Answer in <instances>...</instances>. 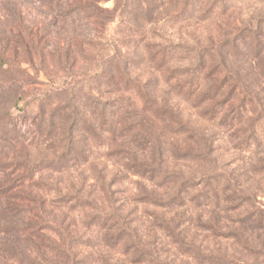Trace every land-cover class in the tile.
I'll list each match as a JSON object with an SVG mask.
<instances>
[{
    "label": "rangeland",
    "instance_id": "rangeland-1",
    "mask_svg": "<svg viewBox=\"0 0 264 264\" xmlns=\"http://www.w3.org/2000/svg\"><path fill=\"white\" fill-rule=\"evenodd\" d=\"M25 2L30 4V17H25L24 24L27 26L30 22L34 26L32 29H38L42 34L43 23L47 20L44 16L46 9L38 0ZM164 2L152 15L128 22L126 26L121 23L127 19L123 20L121 15L119 19L94 23L91 29H86L81 20H69L67 30L57 33L52 30L50 34L55 36L48 43L37 44L43 53V60L33 49L30 51L33 56L31 64L25 60L28 57L25 54L27 48L17 49L18 56L13 66L14 73L21 77L17 83L0 80V114L9 112L12 120L26 132L24 138L11 141L16 151L23 152L25 146L32 158L57 156L65 148L68 115L74 122L86 120L90 124L87 128L84 124L81 126V144L86 150L73 166L61 172L50 170L37 173L32 182L27 180L31 186H24L31 187L32 194L39 193L46 198L48 204L66 213L68 222L77 225L83 239L77 247L82 257L81 264H134L132 254L122 246L111 247L105 242L98 232L99 224L87 225V213L80 211L83 208L72 209V204L63 205L61 200L63 194L77 190L83 195L95 193V196L97 194L99 198L103 196L106 199L103 181L113 191L114 203L122 204L128 220L139 225L144 246L152 248L155 254L153 262L149 260L142 264H163L167 261L170 264H199L191 252L186 253L177 247L178 226L175 223H182L177 221L180 220L179 216L182 221L186 218L191 220L181 234L186 240L193 239L203 249L207 247L213 251L218 247H230L231 243L214 239L210 232L200 227L201 222L212 221V208L198 207L192 203L172 209L157 208L145 200L151 190L149 183L128 166L130 157L126 151L133 152L140 159L147 156L146 159H156L157 147H151L150 143V148H147L143 143L151 137L147 129L153 124V136L159 144L162 142L171 169H181L186 175L205 170L200 168L198 162L174 158L175 150L192 148V151H197L198 143L188 139L186 132L176 130L180 125L175 122V116H169L167 122L160 117L165 97L175 107L182 124L205 127L207 134L215 139V148L220 151V166L229 171L243 167L241 170L252 176L250 187L264 202V170L251 172L246 153L234 148L236 140L232 134L237 126L229 128L221 122V117L226 113L245 112L242 96L235 99L233 107L227 104L218 117L210 119L206 110L213 104L208 102L201 106L196 100H189L181 94L179 96L166 82L168 69L194 63L200 49L236 45L239 47L236 53L225 58L229 65L234 66L239 83L246 86L254 97V102L246 105L247 109L264 112V0ZM107 5L112 7L113 3L108 2ZM257 33H261L262 43L259 49L253 50L251 40ZM67 39L71 43L65 47ZM163 47L175 51L170 52L165 64L160 57L152 59ZM12 51L13 46L8 54ZM118 64L126 65L128 73L140 85L133 81L127 84L122 82ZM13 93H17L16 98L12 97ZM255 97L261 100V108L257 106ZM154 99L159 102L158 105ZM151 107H160V110L155 113ZM133 109L140 114L136 115ZM42 113L45 114L44 130L43 134H38L33 131H36L35 125ZM142 118H145L144 127L140 122ZM2 121L10 124L6 118ZM132 125H137L138 129L135 130ZM110 128L117 130L112 132ZM164 192L157 190L159 195ZM163 215L167 220H162ZM220 217L222 224L225 223L224 218H229L224 212L220 213ZM164 223L170 227L165 228Z\"/></svg>",
    "mask_w": 264,
    "mask_h": 264
},
{
    "label": "trees",
    "instance_id": "trees-1",
    "mask_svg": "<svg viewBox=\"0 0 264 264\" xmlns=\"http://www.w3.org/2000/svg\"><path fill=\"white\" fill-rule=\"evenodd\" d=\"M25 1L28 0H0V80L2 82L15 84L21 78L13 69L18 48H27L24 49L28 56L25 60L31 64L33 56L30 51L33 49L43 60V53L37 44L48 43L55 36L50 34L52 30L56 33L67 30L70 25L69 20L73 22L81 20L86 29H91L90 26L94 23L102 24L105 20L119 19L121 15L123 20L127 19V21L122 20L121 23L126 26L128 22L147 18L145 16L152 15L165 3L164 0H38L47 11H44L47 20L44 21L43 33L40 34L38 29H32L34 26L30 22L27 26L24 24L25 17H30L28 10L30 4ZM108 2H112L113 6H108ZM262 37L261 33L260 35L257 33L251 40L253 50L259 49ZM65 41L67 44L65 47L70 46L71 40ZM12 46L13 51L9 55ZM169 48L163 47L152 59L160 57L161 62H166L170 52H175ZM238 48L233 45L226 48L218 46L200 49L194 63L168 69L166 82L179 96L181 94L189 100H196L201 106L208 102L213 104L206 110L210 119L218 117L227 104L232 106L235 99L241 95L245 112L226 113L221 117V122L229 128L237 126L232 134L235 135L236 140L234 148L246 153L251 172L258 173L264 170V112L256 111L255 108L253 111L247 109L246 105L254 102V97L246 86L239 83L234 66L229 65L225 58L236 53L235 50ZM117 67L122 82L127 84L133 81L140 85V82L128 73L126 65L118 64ZM4 79L8 81H3ZM241 87L242 91L239 92ZM16 94L13 93L12 97L16 98ZM255 98L257 106L261 108V100L259 97ZM163 102L160 117L167 122L169 116H175V122L180 125L176 130L186 132L188 139L198 143L197 151H192V148L186 151L175 150L174 158L198 162L200 168L205 170L186 175L181 169H171L167 164L162 142L159 144L157 138L153 136L152 124L147 129L151 137L143 143L147 148H150L148 146L150 143L151 147H157L156 159H146L148 156L140 159L133 152L126 151L130 157L129 168L150 185L151 190L145 200L161 209H172L188 203L212 208V221L201 222L200 227L210 232L214 239L231 243L230 247L226 246L224 249L218 247L216 251L207 247L203 249L202 245L196 244L193 239L186 240L181 236L186 231L187 224H191L189 218L182 221L179 216L180 220L177 221L182 223H175L178 226L177 247L186 253L191 252L192 257L199 264H264V202L250 187L252 176L242 171L243 167L229 171L220 166L219 148H215V139L207 134L205 127L182 124V119L171 105V101L165 97ZM154 103L158 105L159 102L154 99ZM150 109L159 112L160 107ZM132 111H136V115L140 114L136 109ZM44 116V113L40 114V120L35 125L36 131L33 132L43 134ZM67 117L69 120L65 128L64 150L57 156L32 158L28 148L23 146V152L16 151L11 142L24 138L26 132L12 120L9 112L0 114V140L10 142L8 144L0 142V264H81L82 262L77 247L83 239L79 235L77 225L68 222L66 213L53 207L50 202L48 204V200L39 193L32 194L31 187L26 188L28 187L26 185L31 186L27 180L32 182L37 173L68 170L86 150L81 144L80 130L83 124L85 128L90 124L86 120L74 122V119H70V115ZM5 118L10 120L11 125L2 121ZM143 121L145 118L140 120L144 127ZM133 128L138 129L137 125ZM91 130L92 128L88 131ZM110 130L116 132L117 129L110 128ZM102 185L106 199L103 196L99 198L97 194L95 196V193L83 195V192L77 190L69 193L70 195L66 193L61 196L63 205L72 204L70 205L72 209L83 208L80 211L87 213V225L99 224L98 232L105 242L111 247L122 246L127 253L132 254L131 260L134 264L146 263L149 260L153 262L155 254L152 248L144 246V236L139 225L128 220L129 216L122 208V204L114 203L115 198L110 186L104 181ZM159 189L166 192L159 195L157 193ZM221 212L229 216L228 219L224 218V224L221 223ZM165 216L163 215L162 220L166 219ZM164 226L170 227L168 223H164ZM163 264L170 263L167 261Z\"/></svg>",
    "mask_w": 264,
    "mask_h": 264
}]
</instances>
